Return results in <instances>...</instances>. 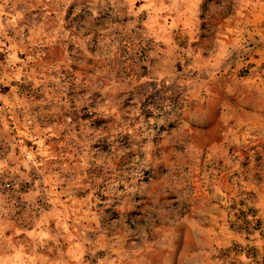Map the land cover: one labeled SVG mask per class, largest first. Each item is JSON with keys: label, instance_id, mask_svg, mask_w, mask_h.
Masks as SVG:
<instances>
[{"label": "rangeland", "instance_id": "1", "mask_svg": "<svg viewBox=\"0 0 264 264\" xmlns=\"http://www.w3.org/2000/svg\"><path fill=\"white\" fill-rule=\"evenodd\" d=\"M262 3L0 0V264H264L253 194L213 205Z\"/></svg>", "mask_w": 264, "mask_h": 264}, {"label": "crops", "instance_id": "2", "mask_svg": "<svg viewBox=\"0 0 264 264\" xmlns=\"http://www.w3.org/2000/svg\"><path fill=\"white\" fill-rule=\"evenodd\" d=\"M261 6L262 11L257 14L262 16L260 18L257 14L255 15L259 20L255 28L258 29V33L261 35L259 39L263 40L264 4L262 3ZM255 50L252 52L250 59L252 62L249 66L251 71L245 75H240V78L238 77L243 90L240 97L245 99V102L242 101L245 119L234 125L224 126L223 128L227 130L225 132L226 138L224 137L222 144L219 143L220 146L222 145L223 158L231 161L233 157L238 163V169L229 172L237 171L235 177H239V183H235L232 191L231 187L233 185L231 184L216 185L214 193L218 192L220 195H218V202L213 205L220 209L221 213H224L226 201L223 195L226 192L234 193L238 188H242L253 194L251 202L264 220V72L260 71L261 65L264 63V43L258 45ZM250 99H252L251 102ZM215 145L218 147L217 142ZM239 146L243 148V151L240 148L237 150ZM234 236L233 233L229 234L224 241L231 243Z\"/></svg>", "mask_w": 264, "mask_h": 264}]
</instances>
